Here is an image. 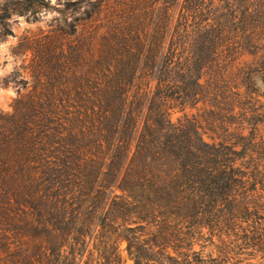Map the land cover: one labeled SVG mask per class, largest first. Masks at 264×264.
I'll list each match as a JSON object with an SVG mask.
<instances>
[{
    "label": "trees",
    "instance_id": "16d2710c",
    "mask_svg": "<svg viewBox=\"0 0 264 264\" xmlns=\"http://www.w3.org/2000/svg\"><path fill=\"white\" fill-rule=\"evenodd\" d=\"M107 2L69 0L86 25L49 35V91L0 116V264L264 252V0H116L102 18ZM48 6L5 1L1 36Z\"/></svg>",
    "mask_w": 264,
    "mask_h": 264
},
{
    "label": "rangeland",
    "instance_id": "374dc122",
    "mask_svg": "<svg viewBox=\"0 0 264 264\" xmlns=\"http://www.w3.org/2000/svg\"><path fill=\"white\" fill-rule=\"evenodd\" d=\"M8 1L16 3L22 0ZM108 1L101 13L102 18L114 12L113 2L116 0ZM68 2L69 0H56L55 5L50 2V6L38 9L37 13H35L37 19H34L33 16L29 18L28 15L19 14L25 17V22L28 25H34L35 27L19 29V22L16 21L18 32L7 36H1L0 27V108L8 107L13 112L15 102L21 96L28 94L32 90H37L38 93L40 91H49V70L54 65L55 59V54L49 44V35H56L62 31L73 32L74 28L77 27L76 34L70 37L71 40H74L86 25V21L82 19L85 16L83 13L85 7L76 10V7ZM45 9L49 12H58L60 16L53 17L49 21L46 19L47 13L41 16L38 15ZM179 13V8L174 10L173 14L175 17L172 27L173 24H176ZM69 16L72 17L71 23L68 22ZM60 17H63V23L60 22ZM41 23L44 24L43 27L40 26ZM154 23L155 25L153 26H156L158 20H155ZM9 26L12 29L11 25ZM9 37L12 40H9ZM11 91H15V97L10 96ZM195 111L196 109H187L188 113ZM4 113L3 110H0V116ZM181 115L182 112L177 110L173 115L174 120H177ZM124 247L125 244L122 245V249ZM197 248H200V246H197ZM210 248V246L206 245V252H209ZM123 257L126 264H133L125 251H123ZM240 264H264V252L262 250L255 252L254 250L246 249L241 255Z\"/></svg>",
    "mask_w": 264,
    "mask_h": 264
},
{
    "label": "clouds",
    "instance_id": "9594fccd",
    "mask_svg": "<svg viewBox=\"0 0 264 264\" xmlns=\"http://www.w3.org/2000/svg\"><path fill=\"white\" fill-rule=\"evenodd\" d=\"M51 4L55 5L56 4V0H50ZM3 3H5V0H0V5H2ZM62 7V5H61ZM44 13H47V17L46 19L51 21L53 19V17H59L60 14L58 12H49L48 10H42L40 13H38V15H43ZM72 17L69 16L68 17V22L71 23ZM18 21L19 22V29H23V28H28V27H35L34 25H28L25 22V17L21 16L19 14L13 13L11 14L10 18L7 19L6 23H8L9 25H11L12 27V31L13 32H18V27L15 24V22ZM60 22L63 23V17H60ZM41 27L44 26V24H40ZM9 40H12L11 37H9ZM256 79V84L258 87L261 88L262 91H264V82L260 81L259 78H254ZM16 93L15 91H11L10 96L15 97ZM0 110H3L5 113L11 114L12 109L8 108V107H3L0 108Z\"/></svg>",
    "mask_w": 264,
    "mask_h": 264
}]
</instances>
